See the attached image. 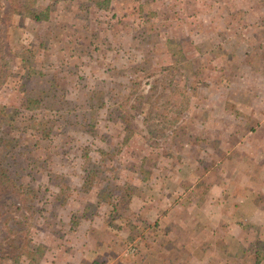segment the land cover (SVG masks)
I'll return each mask as SVG.
<instances>
[{"label": "rangeland", "instance_id": "rangeland-1", "mask_svg": "<svg viewBox=\"0 0 264 264\" xmlns=\"http://www.w3.org/2000/svg\"><path fill=\"white\" fill-rule=\"evenodd\" d=\"M86 1L0 0V161L32 193L0 195V264L140 254L212 182L264 176V0Z\"/></svg>", "mask_w": 264, "mask_h": 264}, {"label": "crops", "instance_id": "crops-1", "mask_svg": "<svg viewBox=\"0 0 264 264\" xmlns=\"http://www.w3.org/2000/svg\"><path fill=\"white\" fill-rule=\"evenodd\" d=\"M244 180L230 192L223 182H212L202 203L188 202L185 209H174L170 222L162 214L153 222H159L161 239L144 243L140 254H125L122 249L118 254L121 240L108 242L113 247L108 264H264V176L249 175ZM161 220L165 221L160 224ZM102 248L101 242L94 249ZM99 251L86 264L99 259ZM77 252L80 255L65 250V264H83L85 252Z\"/></svg>", "mask_w": 264, "mask_h": 264}, {"label": "trees", "instance_id": "trees-1", "mask_svg": "<svg viewBox=\"0 0 264 264\" xmlns=\"http://www.w3.org/2000/svg\"><path fill=\"white\" fill-rule=\"evenodd\" d=\"M15 1H21V0H8L10 11L13 9ZM108 2H109V0H88V1L85 2V4H86L87 7L95 6V7H99L100 8L103 5L108 7ZM79 8L84 9V5H82L81 1L79 3ZM43 17L47 18L48 17V13L46 12V14L44 16H42L41 14H38V13H34V18H36V19H40V18H43ZM39 101H40V99L37 98V97L27 96L26 97L25 106L29 107V108H34L36 105H39ZM1 112H3V111L0 108V113ZM32 117L34 118V120H33L32 123H30V127H31V132L30 133H33V135L38 134V136H39L38 140L48 138L49 134L51 132V128H49L48 126L47 127L43 126V128H40L39 125H36V123H35L36 122L35 120H37V118H36L37 115L34 114ZM121 117H122L123 121L127 123L126 127H129L130 122H129V118H128L127 114L121 113ZM87 159H88V162H91L89 157H87ZM92 177H94V176H91V178ZM198 179H201V177H199ZM197 186H198V184H197ZM5 191H9V192H12L13 194L18 195L19 198L24 203L28 199L32 198L31 190L28 189V188H25L21 182H18L16 177L11 175L9 167L7 165L3 164L0 161V195L3 192H5ZM108 191L110 193H112V189H108ZM205 192H207L206 188L201 192V195H200L201 199L204 197L203 193H205ZM125 195L126 194L121 193V196L125 197ZM119 201H120V199H119ZM30 207H31V205L28 206V208H30ZM114 209L116 210L118 208L116 207ZM137 230L138 229L136 227H133L128 232V237H130L129 238L130 241H131V239L133 240V237H136L139 233H141L140 230H138V231ZM92 264H100V260L94 259V262Z\"/></svg>", "mask_w": 264, "mask_h": 264}, {"label": "built area", "instance_id": "built-area-1", "mask_svg": "<svg viewBox=\"0 0 264 264\" xmlns=\"http://www.w3.org/2000/svg\"><path fill=\"white\" fill-rule=\"evenodd\" d=\"M133 249V246L129 248V251Z\"/></svg>", "mask_w": 264, "mask_h": 264}]
</instances>
